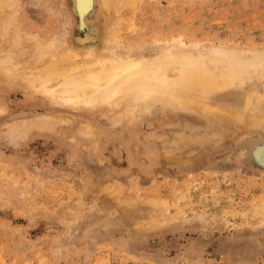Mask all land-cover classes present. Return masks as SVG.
<instances>
[{
	"label": "rangeland",
	"instance_id": "374dc122",
	"mask_svg": "<svg viewBox=\"0 0 264 264\" xmlns=\"http://www.w3.org/2000/svg\"><path fill=\"white\" fill-rule=\"evenodd\" d=\"M138 1L122 10L128 42L180 36L185 53L197 43L264 52V0ZM70 10L68 0H4L0 50L21 40L25 55L32 37L58 38ZM84 19L97 20L93 4ZM0 86V264H264V127L215 128L170 107L130 119L113 105L58 104L7 76ZM255 92L264 110L258 77L212 97L241 111ZM163 150L191 156L168 161Z\"/></svg>",
	"mask_w": 264,
	"mask_h": 264
},
{
	"label": "bare ground",
	"instance_id": "6f19581e",
	"mask_svg": "<svg viewBox=\"0 0 264 264\" xmlns=\"http://www.w3.org/2000/svg\"><path fill=\"white\" fill-rule=\"evenodd\" d=\"M3 2L0 0V6ZM68 2L71 12L66 15L65 22L62 21L65 24L58 38L42 39L34 35L29 43L30 51L25 55L19 53L22 48L19 49L18 44L24 45L21 40L11 43L9 51L0 50V77L7 76L11 81L21 82L32 94L41 93L54 101L62 100L64 106L113 105L115 114L122 112L130 119L137 111L170 107L198 112L215 128L231 130L241 124L254 132L264 127V110L261 108L263 96L256 92L250 94L241 111L217 105L212 97L214 93L244 83L246 77L264 80L262 50L249 52L250 55L245 56L244 52L236 49H220L197 43L193 44L195 46L190 53H185L182 50L185 42L180 36L174 40L143 39L132 43L123 37L121 25L127 21V17L122 16V10L135 9L138 0ZM90 3L97 8V20L91 22L84 19V12ZM15 49L17 56L12 55ZM218 65L222 66V72H216ZM1 107L0 113L5 110ZM68 123H71V119ZM89 126L91 128V124L86 125L87 131ZM163 153L165 160L174 159L178 163L191 156L176 151L163 150ZM252 156L256 155H249ZM209 200L204 199L207 204ZM134 203L129 200L124 205L128 214L136 208Z\"/></svg>",
	"mask_w": 264,
	"mask_h": 264
}]
</instances>
